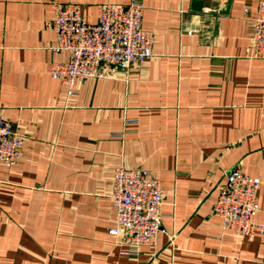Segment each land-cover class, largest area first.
I'll return each mask as SVG.
<instances>
[{
	"label": "crops",
	"instance_id": "crops-1",
	"mask_svg": "<svg viewBox=\"0 0 264 264\" xmlns=\"http://www.w3.org/2000/svg\"><path fill=\"white\" fill-rule=\"evenodd\" d=\"M131 1L0 0V111L24 142L14 167L0 162V264H264V233L247 241L213 214L237 168L263 181L264 226V60L247 57L258 0H136L153 58L68 96L48 74L68 59L52 51L54 7L95 24L103 4ZM120 164L163 192L168 235L136 256L109 235Z\"/></svg>",
	"mask_w": 264,
	"mask_h": 264
},
{
	"label": "built area",
	"instance_id": "built-area-1",
	"mask_svg": "<svg viewBox=\"0 0 264 264\" xmlns=\"http://www.w3.org/2000/svg\"><path fill=\"white\" fill-rule=\"evenodd\" d=\"M144 7L136 0L128 5L103 4L98 21L87 23L73 4L56 5L46 28L55 35V53H65L64 62H53L49 77L74 94L79 83L106 78L115 70L127 71L154 56V36L142 29ZM249 59L264 60V0H258L253 19V33L247 51ZM137 120L126 119V125ZM24 142L5 121L0 111V162L14 167L23 157ZM213 214L220 219L223 232L251 241L264 226L255 223L259 212L257 192L263 181L237 168L226 172ZM109 199L115 211L112 237L128 247L125 254L136 256L141 247H154L159 235H168L162 226L163 192L159 180L151 173L120 164L114 171ZM172 237L169 239L172 241Z\"/></svg>",
	"mask_w": 264,
	"mask_h": 264
},
{
	"label": "water",
	"instance_id": "water-1",
	"mask_svg": "<svg viewBox=\"0 0 264 264\" xmlns=\"http://www.w3.org/2000/svg\"><path fill=\"white\" fill-rule=\"evenodd\" d=\"M202 4H203V3H202V1H200V0H193V1H192V4H191L192 10H193V11H196V12L201 11Z\"/></svg>",
	"mask_w": 264,
	"mask_h": 264
}]
</instances>
